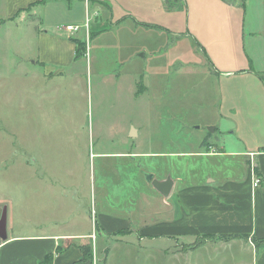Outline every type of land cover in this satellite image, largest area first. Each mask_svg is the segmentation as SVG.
Returning <instances> with one entry per match:
<instances>
[{
    "label": "rangeland",
    "instance_id": "rangeland-1",
    "mask_svg": "<svg viewBox=\"0 0 264 264\" xmlns=\"http://www.w3.org/2000/svg\"><path fill=\"white\" fill-rule=\"evenodd\" d=\"M196 1L198 11L188 14L185 8L173 16L175 24L182 20L186 28L187 21L201 11L200 7L212 8L210 0ZM236 2L245 49L258 67L264 55V0ZM57 3H54L55 7L59 5L57 9L53 6L44 11L31 8L29 14L9 17L11 10L0 0V215L5 206L7 229H51L57 215L64 214L57 211L55 201L58 205L63 202L75 206L79 194L84 201L86 183L89 180L90 186L92 182L88 146L92 139L97 145L91 134L103 129L100 140L107 146V131L115 126L118 129L122 120L131 119L139 129L140 136L134 142L127 139L126 145L131 143L132 149L140 146L145 150L203 151L214 143L218 150L227 152L243 148L241 136L264 140L261 136L264 100L258 99L249 105L236 98L231 102L232 86H240L236 81L226 82L227 91L222 86L225 96L222 114L226 118L219 117L215 106L219 102L218 80L216 74H210L211 67L205 62L207 59L197 39L181 37L177 44L179 38L174 37L172 48L170 37L160 32L150 33L152 36L137 34L138 44L146 48L144 55L136 59L145 71L142 84L148 89L145 91L138 83L135 97L145 92L141 99L133 100L128 91L130 81L112 77L118 72V46L124 45V35L119 34L121 28L111 25L105 12L103 16H94L100 17L94 26L89 0L87 7L77 0ZM87 18L89 27L85 28ZM68 22L82 24L79 30L69 33L71 40L75 37L83 41L84 49L70 61L39 63L37 35L45 29L51 35L57 32L56 35L65 36L66 32L59 26ZM103 29L111 31L91 41L90 57L89 37ZM253 31H258L254 42L250 36ZM259 74L264 78V70ZM238 91L242 92L240 88ZM235 108L241 113L230 111ZM215 121L217 127L212 124ZM117 138L110 139L109 146L119 149ZM141 158L139 174L148 192L146 186L130 190L134 195L131 197L135 201V220L138 225L145 224L148 232L171 229L161 226V222L171 214L164 201H175L172 197H163L150 181H145L144 173L156 179L170 175L174 180L182 173L190 182L214 177L217 172H222V176L247 177V167L239 162V157H223L217 153L206 157L189 154L182 162L174 158L173 166L183 169L172 171L151 169L150 159ZM161 162L165 161L159 157L158 165ZM103 174L111 188H117V182L124 180L121 171L117 173L111 166ZM92 199L90 194L89 202ZM89 206L90 210L95 208L90 203ZM95 229L92 230L97 234L96 239L83 246V250L89 249L84 252L85 258L94 264H213L207 258L214 260L221 255L216 256L214 251L211 254L193 252L197 248L193 247L194 242L205 235L195 236L189 242L186 238L185 243H172L164 237L151 240L152 235L130 226L112 232L99 229L98 225ZM211 238L213 241L216 237ZM188 253L191 254L184 255Z\"/></svg>",
    "mask_w": 264,
    "mask_h": 264
},
{
    "label": "crops",
    "instance_id": "crops-1",
    "mask_svg": "<svg viewBox=\"0 0 264 264\" xmlns=\"http://www.w3.org/2000/svg\"><path fill=\"white\" fill-rule=\"evenodd\" d=\"M3 1L5 6L11 10L9 17H17L29 14L31 8L34 10L41 8L44 11L48 6L49 8L53 6L57 9L59 5L55 7L54 3L60 4L62 0L51 3L43 0ZM77 1L84 2L85 6H88V0ZM125 1L127 2L89 0V8L93 10L91 19L94 26L100 20V17L94 18V16L97 14L103 16L105 12L104 16L110 24L115 28L118 26L117 29L121 28L119 34L124 35V45L118 46L120 53L116 60L118 61V72L115 73L116 75L114 72L110 74H114L112 77L115 80L124 78L125 81H130L131 88L128 91L133 100L141 99L148 89L142 84L145 71H142L140 61L136 59L144 55L146 48L138 44L136 35L153 34V32H160L168 39L170 37L172 48L175 43L174 37L179 38L176 40L177 44L181 37L186 40L195 38L201 44L203 49H200L207 59L205 62L211 67L210 74L213 73L214 76L216 74L218 80L219 102L215 106L218 108L220 118H226L222 114L225 99L223 84L226 91L229 89L226 82L229 84L231 83L229 81H236L240 85L232 86L231 102L236 98L244 100L249 105L250 102L253 103L258 99L264 100V78L263 74H259L264 70V55L262 62L259 63L261 65L256 67L254 57L250 56L245 49L243 34L240 30L239 8L235 4L237 0H233V3H231L232 0H210L212 8L200 7L201 11L195 13L194 18L187 21L186 28L182 20L179 21L181 24H175L173 16L181 14L185 8L188 14H191V11H198L196 0H181L178 7H169L167 0H144L140 4L129 3L138 0ZM66 24L82 25L70 22L60 24L59 28L66 32L65 36L56 35L57 32L51 35L45 29L37 35L39 63H59L61 59L70 61L75 57V44L71 40L72 35L65 29ZM106 30H98L99 32L89 37L87 48H89L90 57L91 41L111 31ZM257 33L258 31H253L250 35L253 42L258 36L255 35ZM139 51H143L141 55H138ZM138 83L145 88V91L140 93L139 97H135ZM239 88L242 92L238 91ZM230 111L241 113V110L237 108ZM122 121L124 122L118 125V129L115 126L107 131V146L100 140L103 138L101 136L103 129H97V132L91 134L92 138L97 140V145H94L92 139L90 148L88 146L92 182L90 186L89 180L86 183L85 200L82 201L79 194L75 206L74 204L64 205L63 202L58 205V201H55L57 211H63L64 214L57 215L51 224V229L40 227L39 229H17L15 231L6 227V239L0 238V264H94L90 258H85L83 246L90 240L96 239L97 234L92 230L96 225L106 232L130 226L152 235L151 240L164 237L172 243H185L186 238H189L186 240L189 242L195 236L214 235L216 238L213 241H206L193 252L208 251L211 254L214 251L216 256L221 254L214 260L207 258L206 261H213V264H264V140H254L255 136H241L240 140L244 142L243 148L227 152L222 149L218 150L214 143L208 147V150L203 151H175L173 148L145 150L140 146H134L132 149L131 143L126 145L127 139L134 142L136 137L140 136L139 129L131 119ZM216 123L218 122H212L214 127H217ZM132 128L135 134L130 135ZM261 136L264 139V134ZM116 138L119 149L109 146V140ZM127 146L130 148L126 149ZM216 153L223 157H239V162L247 167V177L238 178L233 174L222 176L220 175L222 172H217L214 177L206 176L202 180L190 182L185 180L181 173L176 180L172 178L173 185L168 194L169 197L174 198L175 203L164 201L171 214L163 219L161 226L171 229H167L166 232H148L144 228L145 224L138 225L135 220L136 213L133 212L135 201L131 196L134 195L130 188L146 186L147 191V185L143 184L139 174L142 164L141 157L150 159V163L153 164L151 169L161 168L172 171L183 169L179 166L176 169L173 166L174 158L182 162L189 154L206 157ZM159 157L165 161L161 162V165H158ZM109 166L117 173L118 171L122 173L124 180L117 182V188H111V184L104 179L103 173L109 169ZM254 166L257 172L253 170ZM126 171H129V175ZM96 173H99L97 177ZM253 175H256L258 179L256 186H253ZM81 189L79 186L78 190ZM90 194L93 199L89 202ZM72 197L75 201L76 196ZM89 203L95 207L91 208L94 214L89 209L91 207ZM219 236L221 239L218 238ZM222 236H226L225 239H222ZM222 252L226 255L230 253V256L225 255L224 257ZM190 254L184 255L189 256Z\"/></svg>",
    "mask_w": 264,
    "mask_h": 264
},
{
    "label": "water",
    "instance_id": "water-1",
    "mask_svg": "<svg viewBox=\"0 0 264 264\" xmlns=\"http://www.w3.org/2000/svg\"><path fill=\"white\" fill-rule=\"evenodd\" d=\"M135 134L131 129V134ZM145 179L150 181L151 185L163 196L167 197L173 185V179L168 175L165 179L153 178L150 173H144ZM0 238L6 239V207L4 206L0 215Z\"/></svg>",
    "mask_w": 264,
    "mask_h": 264
},
{
    "label": "trees",
    "instance_id": "trees-1",
    "mask_svg": "<svg viewBox=\"0 0 264 264\" xmlns=\"http://www.w3.org/2000/svg\"><path fill=\"white\" fill-rule=\"evenodd\" d=\"M179 1H181V0H167V3H168V6L169 7H178V5H179ZM72 41L74 42V44H75V57H77L78 56V54L84 49V44L82 45L81 43L83 42V41H80L79 39H77V38H75V37H73L72 38ZM254 172H257L256 170V167L254 166ZM212 236H214V235H205V237H202V238H205V239H197L195 242H194V244H193V247H198V246H200L201 244H204L206 241H208V240H211L212 238ZM231 238V237H230ZM84 252H89V249H85V250H83V253Z\"/></svg>",
    "mask_w": 264,
    "mask_h": 264
},
{
    "label": "built area",
    "instance_id": "built-area-1",
    "mask_svg": "<svg viewBox=\"0 0 264 264\" xmlns=\"http://www.w3.org/2000/svg\"><path fill=\"white\" fill-rule=\"evenodd\" d=\"M88 22H89V19L87 18V19H86V22H85V24H84L85 28L88 27ZM79 28H80V25H72V24H69V25H67V26L65 27V29H66L68 32H70V33L79 30ZM257 184H258L257 176H256V175H253V186H256ZM91 213H92V214L95 213L93 209L91 210Z\"/></svg>",
    "mask_w": 264,
    "mask_h": 264
}]
</instances>
